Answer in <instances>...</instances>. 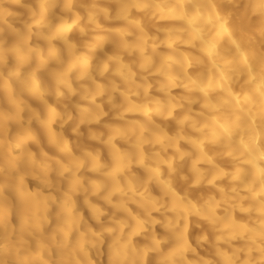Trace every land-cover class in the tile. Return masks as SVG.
Here are the masks:
<instances>
[{"label":"bare ground","instance_id":"1","mask_svg":"<svg viewBox=\"0 0 264 264\" xmlns=\"http://www.w3.org/2000/svg\"><path fill=\"white\" fill-rule=\"evenodd\" d=\"M259 0H0V164L7 227L167 237L161 257L264 264V16ZM134 162H129V157ZM27 157L26 163L17 161ZM72 195L49 203V164ZM142 186L145 198L133 199ZM181 216L159 223L156 200ZM176 222L175 219L173 221ZM4 223L0 222V228ZM182 234V239L180 238Z\"/></svg>","mask_w":264,"mask_h":264},{"label":"clouds","instance_id":"2","mask_svg":"<svg viewBox=\"0 0 264 264\" xmlns=\"http://www.w3.org/2000/svg\"><path fill=\"white\" fill-rule=\"evenodd\" d=\"M254 7L264 16V0H259ZM26 161L27 157L18 160L17 166ZM129 162H134L133 156L129 157ZM39 175L48 183L50 204H59L72 195L63 188L62 174L56 172L54 164L50 163ZM14 183L15 173L9 171L6 162L0 164V222L4 223L0 228V264H212L211 261L186 260L182 252L161 257L167 237L157 238L149 227L140 234L144 242L138 246L135 238L127 235L130 220L121 214L118 219L109 217L107 222L104 221L102 214L96 213L95 206L89 204L88 196H85V206L93 211L96 224L83 223L81 216V224L74 228L75 239L66 240L60 230L45 233L44 221L38 212L9 231L4 218L11 210ZM136 197L145 198L142 186L135 189L133 199ZM168 197L169 194L164 193L157 198L156 211L160 219L153 220L148 214L143 221L146 226L159 223L166 231L179 230L182 214L173 217L168 208Z\"/></svg>","mask_w":264,"mask_h":264},{"label":"snow or ice","instance_id":"3","mask_svg":"<svg viewBox=\"0 0 264 264\" xmlns=\"http://www.w3.org/2000/svg\"><path fill=\"white\" fill-rule=\"evenodd\" d=\"M180 238L182 239V234H180Z\"/></svg>","mask_w":264,"mask_h":264}]
</instances>
